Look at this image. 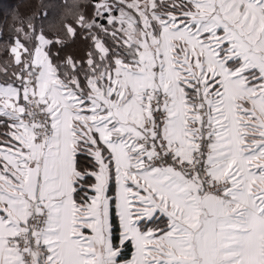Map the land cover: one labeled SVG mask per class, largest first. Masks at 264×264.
I'll return each instance as SVG.
<instances>
[{
	"label": "snow or ice",
	"instance_id": "obj_1",
	"mask_svg": "<svg viewBox=\"0 0 264 264\" xmlns=\"http://www.w3.org/2000/svg\"><path fill=\"white\" fill-rule=\"evenodd\" d=\"M12 19L0 264H264V0Z\"/></svg>",
	"mask_w": 264,
	"mask_h": 264
},
{
	"label": "trees",
	"instance_id": "obj_2",
	"mask_svg": "<svg viewBox=\"0 0 264 264\" xmlns=\"http://www.w3.org/2000/svg\"><path fill=\"white\" fill-rule=\"evenodd\" d=\"M88 3L89 0H0V60L5 58L4 49L16 35L13 29L19 26V21L12 19L14 12L18 11L25 23L29 22V17L33 18L30 22L38 30L42 28L49 37H63L65 22L71 21L73 13L86 10ZM68 44L65 49L68 53H78L82 47L79 41L72 44L69 40ZM59 47L60 45L53 46V53Z\"/></svg>",
	"mask_w": 264,
	"mask_h": 264
}]
</instances>
